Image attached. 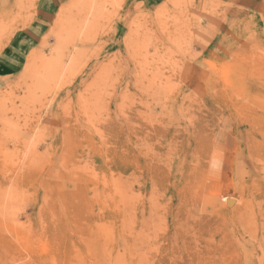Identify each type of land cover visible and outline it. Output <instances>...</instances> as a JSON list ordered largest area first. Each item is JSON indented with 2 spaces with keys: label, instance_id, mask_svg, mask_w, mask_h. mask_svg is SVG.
Listing matches in <instances>:
<instances>
[{
  "label": "rangeland",
  "instance_id": "rangeland-1",
  "mask_svg": "<svg viewBox=\"0 0 264 264\" xmlns=\"http://www.w3.org/2000/svg\"><path fill=\"white\" fill-rule=\"evenodd\" d=\"M156 1L0 0V264H264V0Z\"/></svg>",
  "mask_w": 264,
  "mask_h": 264
},
{
  "label": "bare ground",
  "instance_id": "bare-ground-1",
  "mask_svg": "<svg viewBox=\"0 0 264 264\" xmlns=\"http://www.w3.org/2000/svg\"><path fill=\"white\" fill-rule=\"evenodd\" d=\"M27 69H28V68H27ZM121 183H122V182H121ZM120 185H121V184H120ZM123 185H124V184H123ZM121 189H122V188H121ZM123 189H125V187H123ZM120 192H121V191H120ZM122 193H123V192H122ZM117 196H118V195H117ZM120 196H121V195H120ZM117 198H120V197L118 196ZM120 199H121V198H120ZM124 199H125V198H124ZM127 199H128V198H127ZM132 199H133V197H132ZM124 201H126V200H124ZM121 207H122V206H121ZM146 207H147V206H146ZM127 219H128V218H127ZM127 219H126V220H127ZM241 226H242V225H241ZM215 231H216V230H215ZM210 235H211V234H210ZM206 239H207V238H206ZM102 240H103V239H102ZM107 241H108V240H107ZM107 241H105L104 243H107ZM111 242H112V241H111ZM43 246H44V245H43ZM105 246H106V244H105ZM260 246H261V245H260ZM145 247H146V246H145ZM221 247H222V246H221ZM107 249H108V248H107ZM221 249H222V248H221ZM108 250H109V249H108ZM198 250H199V249H198ZM200 251H201V250H200ZM141 252H142V251H141ZM110 253H111V252H110ZM113 256H114V255H113ZM133 256H134V255H133ZM101 257H102V256H101ZM106 257H109V255H108V256L106 255ZM106 257H105V258H106ZM111 257H112V256H111ZM109 258H110V257H109ZM109 258H108V259L106 258V259H107L106 262H108V260H110ZM115 258H116V257H115ZM131 259H132V258H131ZM115 260H116V259H115ZM121 260H122V259H121ZM138 260H139V259H138ZM102 261H103V258H102ZM112 261H113V260H112ZM112 261H111V262H112ZM111 262H110V263H111ZM119 262H120V260H119ZM121 262H122V261H121ZM121 262H120V263H121ZM137 262H138V261H137ZM105 264H107V263H105ZM108 264H109V263H108Z\"/></svg>",
  "mask_w": 264,
  "mask_h": 264
},
{
  "label": "crops",
  "instance_id": "crops-1",
  "mask_svg": "<svg viewBox=\"0 0 264 264\" xmlns=\"http://www.w3.org/2000/svg\"><path fill=\"white\" fill-rule=\"evenodd\" d=\"M156 3H159V1L157 0Z\"/></svg>",
  "mask_w": 264,
  "mask_h": 264
}]
</instances>
